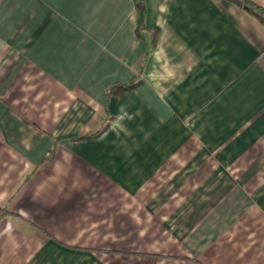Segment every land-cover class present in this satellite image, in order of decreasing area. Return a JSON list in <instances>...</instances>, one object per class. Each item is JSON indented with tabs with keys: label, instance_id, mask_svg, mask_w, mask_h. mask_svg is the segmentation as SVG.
Listing matches in <instances>:
<instances>
[{
	"label": "crops",
	"instance_id": "0c3cea01",
	"mask_svg": "<svg viewBox=\"0 0 264 264\" xmlns=\"http://www.w3.org/2000/svg\"><path fill=\"white\" fill-rule=\"evenodd\" d=\"M0 264H264V25L0 0Z\"/></svg>",
	"mask_w": 264,
	"mask_h": 264
},
{
	"label": "trees",
	"instance_id": "16d2710c",
	"mask_svg": "<svg viewBox=\"0 0 264 264\" xmlns=\"http://www.w3.org/2000/svg\"><path fill=\"white\" fill-rule=\"evenodd\" d=\"M227 1L241 7L243 10L247 11L249 14H251L253 17H255L259 22H261L264 25V8H262L261 6L257 5L251 0H227ZM137 6L141 13L140 25L142 26V17L144 16L145 9L140 3H137ZM137 84L138 82L131 81L126 84H120L117 86L115 85L111 87L110 89H108L106 94L107 96H111L115 94L120 95L121 93H124L125 91L132 90L133 88L136 87Z\"/></svg>",
	"mask_w": 264,
	"mask_h": 264
}]
</instances>
